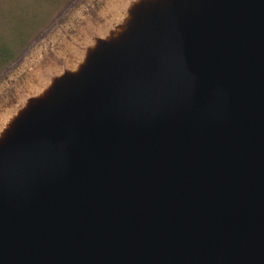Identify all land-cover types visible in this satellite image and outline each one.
<instances>
[{
	"label": "water",
	"instance_id": "1",
	"mask_svg": "<svg viewBox=\"0 0 264 264\" xmlns=\"http://www.w3.org/2000/svg\"><path fill=\"white\" fill-rule=\"evenodd\" d=\"M0 264H264V0H125L25 94Z\"/></svg>",
	"mask_w": 264,
	"mask_h": 264
},
{
	"label": "rangeland",
	"instance_id": "2",
	"mask_svg": "<svg viewBox=\"0 0 264 264\" xmlns=\"http://www.w3.org/2000/svg\"><path fill=\"white\" fill-rule=\"evenodd\" d=\"M125 0H0V36L29 42L0 71V122L15 104L35 92L47 75L72 64L94 32L116 17Z\"/></svg>",
	"mask_w": 264,
	"mask_h": 264
},
{
	"label": "trees",
	"instance_id": "3",
	"mask_svg": "<svg viewBox=\"0 0 264 264\" xmlns=\"http://www.w3.org/2000/svg\"><path fill=\"white\" fill-rule=\"evenodd\" d=\"M29 41V36L24 34L16 40L15 44L0 36V71L16 60Z\"/></svg>",
	"mask_w": 264,
	"mask_h": 264
}]
</instances>
